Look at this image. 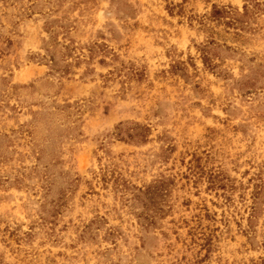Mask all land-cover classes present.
I'll list each match as a JSON object with an SVG mask.
<instances>
[{"label": "rangeland", "instance_id": "1", "mask_svg": "<svg viewBox=\"0 0 264 264\" xmlns=\"http://www.w3.org/2000/svg\"><path fill=\"white\" fill-rule=\"evenodd\" d=\"M0 264H264V0H0Z\"/></svg>", "mask_w": 264, "mask_h": 264}]
</instances>
